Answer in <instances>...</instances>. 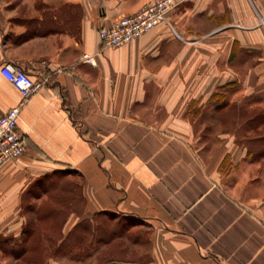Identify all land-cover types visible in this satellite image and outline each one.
<instances>
[{
    "label": "crops",
    "instance_id": "0c3cea01",
    "mask_svg": "<svg viewBox=\"0 0 264 264\" xmlns=\"http://www.w3.org/2000/svg\"><path fill=\"white\" fill-rule=\"evenodd\" d=\"M151 1L0 0V66L46 77L23 100L0 74L27 138L0 165V264H29L3 246L38 215L62 227L41 264H264V0H177L172 28L102 46Z\"/></svg>",
    "mask_w": 264,
    "mask_h": 264
},
{
    "label": "built area",
    "instance_id": "2783aa9c",
    "mask_svg": "<svg viewBox=\"0 0 264 264\" xmlns=\"http://www.w3.org/2000/svg\"><path fill=\"white\" fill-rule=\"evenodd\" d=\"M178 3L177 0H153L139 11L123 15L113 20L108 26H101L98 29V36L102 46L107 48L125 45L141 37L161 22H165L172 28L168 15ZM259 19L264 25V16L260 15ZM80 58L83 62L94 63V57L89 53H83ZM0 74L20 92L23 100L33 95L39 86L46 82L45 76L34 80L23 67L17 64H2ZM19 110V106H13L0 114V165L8 159L19 157L27 145L25 133L17 128L20 118Z\"/></svg>",
    "mask_w": 264,
    "mask_h": 264
},
{
    "label": "rangeland",
    "instance_id": "374dc122",
    "mask_svg": "<svg viewBox=\"0 0 264 264\" xmlns=\"http://www.w3.org/2000/svg\"><path fill=\"white\" fill-rule=\"evenodd\" d=\"M248 117H250V115H248ZM258 121H264V113L262 116H260V120ZM264 132V129L262 130H256V132H251L249 133V136L252 135H257V134H261ZM242 134H246V130H242L241 131ZM38 215V214H37ZM59 214H56V216ZM37 222L33 221V223L31 224V226L28 227L27 233L25 234V236H23L22 240L23 242H25L24 244H22V247L26 248L27 250L30 251V255L25 257L24 260L27 261L29 264H41L43 259H42V252L43 249H45V244L42 243L41 241H39V238L41 237L42 233H45L48 231V228H50V231L55 233V234H60L62 232V227L61 225H59V219L57 218L55 220V223L53 225H51L50 227H48L47 225H44V221H43V216L38 215L37 216ZM113 218H110L108 223H102L103 225H100L99 227H97L95 225L94 222H82L81 224L74 226L71 233L73 234V236H77V238H79V235L81 234H86V235H91V234H95L96 231L98 230L99 232H104V233H108L111 232V230L114 228L116 229L115 224L119 223L120 225H123L125 227V229L127 228L128 225V221H122L119 220V222H117L118 220H112ZM99 228V229H98ZM118 230V229H117ZM30 240L27 243V238L28 236H30ZM15 244V243H14ZM13 245V249H10V245L9 246H3L8 252H12L11 254H15V253H19L21 249H18L15 247V245ZM85 244H89V245H94V243H84V242H71L72 248L73 249H81V248H85ZM23 248V249H24Z\"/></svg>",
    "mask_w": 264,
    "mask_h": 264
},
{
    "label": "trees",
    "instance_id": "16d2710c",
    "mask_svg": "<svg viewBox=\"0 0 264 264\" xmlns=\"http://www.w3.org/2000/svg\"><path fill=\"white\" fill-rule=\"evenodd\" d=\"M76 226H77V225H76ZM122 227H123V226H122ZM27 230H28V228L25 229V231H24L25 234L27 233ZM24 243H25V242H23V241H19V243L16 242V244H14V245H15V247L18 248V249H21V248L23 249L24 247H22V244H24ZM25 244H26V243H25ZM22 249H21V250H22Z\"/></svg>",
    "mask_w": 264,
    "mask_h": 264
}]
</instances>
